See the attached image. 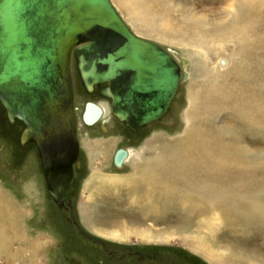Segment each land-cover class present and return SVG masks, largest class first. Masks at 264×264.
<instances>
[{
  "label": "rangeland",
  "instance_id": "rangeland-1",
  "mask_svg": "<svg viewBox=\"0 0 264 264\" xmlns=\"http://www.w3.org/2000/svg\"><path fill=\"white\" fill-rule=\"evenodd\" d=\"M109 1L134 35L168 50L179 64L181 59L187 60V66L182 72H186L190 78L187 76L179 84L170 110L159 122L130 132L112 115L110 100H106L100 93V88L107 87V84L95 86L92 92L86 90L72 56L70 73L79 149L72 177L56 188L60 195L55 193L56 189L48 191L46 180L48 176L52 183L59 168L54 170L51 165H47L50 170L47 175L35 145H21L19 136L24 126L19 122L8 123L0 105V219H7L4 222L3 239L0 238V264H217L214 260L225 264L234 261L264 264V239L260 236L261 231L256 228L259 223L254 225L250 219L245 222L237 215L239 211L235 207H227L220 214L187 218L176 210V191L170 196L172 200L168 201V194L164 198L162 193H170V190L159 183L148 181L139 192L135 189V195L127 196L121 203L119 198L130 191L131 186H134L133 179H140V175L133 174L135 170L128 165L120 168L113 163L117 151L123 150L129 154V151L135 152L143 147L137 155L140 157L134 163L147 167L152 158L159 154L160 144H170L185 136L192 108L188 101L189 95H200L212 90L215 86L213 84L222 74V83L225 80L240 79L241 75L235 74L236 70L245 67L244 64L258 54L262 58L254 63V67L264 68V0H168L164 11L160 9L166 4L161 5L160 1L157 8L142 7L145 18L142 22L135 19L134 15L137 14L126 12L117 2L119 0ZM152 12L158 15L152 18ZM261 20L262 23L259 22ZM254 30L259 31V34ZM220 32L223 33L218 34ZM249 36L262 40L263 46L255 51L249 50L248 53L242 41L251 44L253 37ZM196 51L205 55L209 65L216 66L220 61L219 67L209 77L200 80L197 79V72L203 71L202 65L196 58L188 57V54ZM248 71L246 75L254 74L253 69ZM260 74L264 81V72ZM258 88L260 91L255 89V93L259 96V110L262 113L258 117L259 122H256L260 130L258 133L248 130L237 132L232 127L234 118L226 110L223 112L227 113L219 112L220 115L211 121V129L216 133L230 129L234 134H240L243 156L249 161L259 160L257 167L259 170L263 167L264 170V84ZM88 103L100 106L106 112L105 119L93 126H86L82 122V113ZM244 103L246 106L247 101ZM240 113L245 118H251V114L244 113V110ZM232 167L230 165L232 171L239 168ZM228 168V165L223 168L224 174ZM211 169L216 170V167ZM262 174L260 176L264 178ZM232 176H236V172ZM172 179L178 182V178ZM101 183L106 186L102 187ZM148 190H155L168 201L167 206H162L161 213L158 214L150 206L151 210H146V214L139 211L143 196L146 195V205L147 200H153L148 197ZM55 195L59 197L57 200ZM173 204H176L175 207ZM109 211L117 212V225L111 229L88 226L82 218L83 212L99 218L102 212ZM262 216L264 218V214Z\"/></svg>",
  "mask_w": 264,
  "mask_h": 264
},
{
  "label": "water",
  "instance_id": "water-1",
  "mask_svg": "<svg viewBox=\"0 0 264 264\" xmlns=\"http://www.w3.org/2000/svg\"><path fill=\"white\" fill-rule=\"evenodd\" d=\"M72 56L86 90L107 84L101 95L131 130L168 111L180 77L170 52L134 35L109 0H0V104L54 170L78 150ZM86 105L93 123L101 109Z\"/></svg>",
  "mask_w": 264,
  "mask_h": 264
},
{
  "label": "bare ground",
  "instance_id": "bare-ground-1",
  "mask_svg": "<svg viewBox=\"0 0 264 264\" xmlns=\"http://www.w3.org/2000/svg\"><path fill=\"white\" fill-rule=\"evenodd\" d=\"M160 1H161V5H163L162 3L166 4V6L160 9V11L166 10L168 6V2H167L168 0H119L117 2L120 3L119 5L126 12L133 13V15L137 14V15H134L135 19L139 22H142L144 21L143 19H145L143 17L144 15L142 14V7H145V9H146V6H148L149 8L153 6L157 8L160 5ZM259 8H257L258 11H259ZM165 13L168 14L167 12ZM157 15H158L157 12H152L150 16L154 18ZM249 19L250 18H248L247 20ZM255 19H258V17ZM166 20L169 21V19H166ZM259 22L262 23L263 20ZM239 23H242V21H240ZM252 25H254L253 22H252ZM235 26L236 24H234V28ZM258 27H259V24H258ZM242 29L245 30L246 27ZM242 29H240L239 31H241ZM223 32H220L218 34H221ZM229 32L231 31L229 30ZM243 32H241V34ZM255 32L256 33L258 32L259 34V31L256 30ZM255 32H254V35L256 36ZM237 34L238 33H236L235 35L238 36ZM260 34L262 35V32ZM213 36L217 37L215 35ZM252 37L249 36V38H252ZM257 39L259 38L253 37V42L251 41L252 42L251 44L247 43L246 40L242 41L244 43V47L248 49V53H249V50L255 51L263 46V41L260 39L259 40ZM78 47H80V45L75 46L73 50L76 49L79 51L80 48ZM253 51H251L250 54ZM204 56L200 52L198 53V51L190 55L188 54L189 59L196 58L198 60V63L202 65L203 67L202 72L200 71L197 72L198 80L202 79L203 77L204 78L209 77L212 74V71L215 70V68L219 67L218 65L220 61H218V64H216V66L215 64L209 65L206 62ZM261 58L262 57L258 54L257 56H253L251 60H249V58L246 59V60H249L248 62L244 64L246 68L243 67L242 69H239V70L237 69L235 73V74L241 75L240 77L238 76L240 79H236L235 81L225 80V83H222L223 82L222 75H224L222 74L221 76L219 75L221 78L217 79L215 84H213L215 86L212 90L210 91L204 90L207 93L204 92V94H200V95L198 94L197 95L191 94V96L189 95L188 101H189V105L192 106V108L189 111V119L187 120L186 118L189 125L186 129L185 136L182 139L175 141L173 143H170V144L169 143L160 144L159 154L157 155L155 154L156 156L152 158L150 165H148L147 167L146 165L144 166L142 164L140 166H137V164L134 163V160L140 157L137 155L139 152H141V148L143 147H141L139 150L135 152L129 151V154H127L123 150H119L115 153L114 158H113V163H115L117 167L121 168L122 166L128 165L129 167H132L133 170H135L133 174L139 173L140 175L139 177L140 179H133L134 186H131L130 191H128L126 195L121 196V198H119V200H121V203L124 202L123 200H126L127 196L130 197V196L135 195V189H137V191L139 192V190H141V188H143V186L146 185L147 183L146 181H148L149 183L151 182H154L157 184L159 183L160 185H162V187L163 186L167 187L166 189L170 190V193H164V192L162 193L164 198L168 194L166 196V199L168 201L172 200L170 199V196L173 195V191H176L175 193L178 196L176 199L177 201L176 210L179 213H181L183 216L191 219L193 216L195 217V216L214 215L215 213L220 214L222 213L221 211H224L227 207L230 209L235 207L237 211H239L237 215L238 216L240 215L241 218L245 220V222L250 219L254 225L259 223L256 228H258L257 229L258 231H261L260 236L264 239V221H262V218H263L262 214H264V178L261 177L263 175L262 173H264V170H262L263 167L261 166L262 168L261 170H259V168L257 167V162L259 160L249 161L243 156L241 146H240V141H239L241 137L240 134H234L233 131H231L230 129L227 132H218V133L212 132V129H211L212 128L211 121H214L215 120L214 118L217 117V115H220L219 112L229 113L230 111L231 118H234V125L232 127L236 128L237 132H240L241 130L243 131L248 130V131H255L256 133H258L259 126L256 122L258 121V117L262 116V113H260V110H259V103H258L259 96L257 93H255V89L256 91L259 92L260 90L258 86L263 87L264 81L262 80L260 73L264 72V68H259L258 66L256 69L254 67V63L256 61L261 60ZM186 61L181 59L180 64L177 62L178 68H179L178 69L179 75H180L178 86L182 81L186 80L187 76L190 78V76L187 75L186 72H182V69H185V67L187 66L188 61L187 62ZM262 64H264V62H262ZM248 68L254 70L253 75H246V73L249 72ZM241 80H244L243 83H241ZM88 86H89L88 90L90 92H92L95 88V85L91 86L90 84H88ZM178 86H177V89H178ZM210 86L212 87V85ZM175 96H176V92H175ZM175 96L173 98V101L175 99ZM106 98L107 97H105V99ZM245 100L247 101L246 106L244 103ZM173 101L171 102L168 111L170 110ZM92 105L100 108V106H97L95 104H92ZM110 108H111L112 115H114L113 114L114 112L111 107V103H110ZM100 109L102 113L100 114V116L97 118L95 122L87 124V123H84L82 120L83 124L86 126H93L95 123L99 121H103V118L106 112L104 109L102 108ZM3 110L5 112V115L7 116V112L5 111L4 108ZM224 110H226L227 112L226 111L223 112ZM243 110H244V113H250L251 118H245L240 113ZM83 113H82V116H83ZM225 116L227 115L225 114ZM160 119L151 120L148 122L147 125L154 123V122H159ZM118 121L122 123L127 129H129L130 132L131 131L135 132L141 129V128L136 129L139 126L137 127V126L132 125V127L135 128V130H131L130 127H128L125 123H123L120 120ZM14 122H19L24 126V129L20 133V134H23L27 129L25 124L15 119L8 120V123L10 124H13ZM19 137H20V141H22L21 136ZM250 137L252 138L253 136H250ZM27 143H31V142L22 141L21 145H24ZM31 144H34L36 149L39 151L38 145L36 143H31ZM77 149H79L78 141H77ZM254 154H257V153H254ZM127 155L129 156V158H127ZM75 156L76 158L74 161L76 162L77 157H78V150ZM40 157L43 159L42 155ZM116 157H117V160H116ZM126 158L127 160L124 161V159ZM121 162L123 163L121 164ZM243 163H245L246 165H242ZM45 164H47V162H44V167L47 169V175H49L50 170L47 168V165L45 166ZM227 165L229 168H228L227 173L224 174L223 168ZM230 165L233 166L232 169L237 168L238 166L239 168L235 169V171H232L230 169ZM212 167H216V170L211 169ZM59 169L61 172H66V176H62L59 178L60 180H63V179L65 180L64 181L58 180L60 181V185H61L62 183H66L72 177L73 165H71V167H61ZM173 171H175L176 174ZM233 172H236V176H232ZM172 174H175V175L172 176ZM172 177L178 178V182L172 181L173 180ZM123 180H126V179H123ZM174 182H176L177 185ZM101 184H102L101 185L102 187L106 186L103 183ZM64 188L65 187H63V189ZM57 191L59 192V190ZM178 191H180V193ZM147 194H148V197L150 196L153 200H147L148 205H146V201H145L146 195L143 196L144 200L141 199L139 203V205H141V210L139 211H141V213L146 214V210H151L152 208L154 211H157L158 214L161 213L163 209L162 206H167L166 203L168 201L166 202V200L162 197V195H159L158 192H156L155 190H148ZM173 205L175 207L176 204H173ZM148 206H150L151 208H149ZM227 212L230 214L229 209H227ZM116 214L117 212L115 211H109V213L102 212V217L94 218V217H91L89 214H87V212L86 213L83 212L82 218H83L84 223L87 224L88 226L93 225L94 227H102L103 229H111L113 226L117 225V222L115 219ZM223 215L225 216V214ZM225 217L227 218V216ZM6 221L7 219L5 218L3 220L0 219V238L2 239L5 233L4 232L5 231L4 222ZM240 221H236V222L240 223ZM244 224L245 223L243 222V225ZM255 229L253 231H255ZM251 233L252 231L249 232V234ZM210 259H212V257ZM214 261L217 264H225L219 260L217 261L214 260ZM232 263L233 264H243V262H237V261H234ZM232 263H229V264H232Z\"/></svg>",
  "mask_w": 264,
  "mask_h": 264
},
{
  "label": "flooded vegetation",
  "instance_id": "flooded-vegetation-1",
  "mask_svg": "<svg viewBox=\"0 0 264 264\" xmlns=\"http://www.w3.org/2000/svg\"><path fill=\"white\" fill-rule=\"evenodd\" d=\"M56 175H57V177L53 181L54 184L53 183H50V180H49L48 176L46 178V180L48 182V186L47 187H49L48 190L50 192H53V190L56 189L60 185V181H58L57 179L60 178V177H62V176H66V172H61L60 170H58L57 173H56ZM60 189H62V188H60ZM57 190H59V189H56V192L55 193H57V195H60V194H58V191ZM55 197H56V195H55ZM57 198H59V197H56V200H57ZM132 264H134V263H132Z\"/></svg>",
  "mask_w": 264,
  "mask_h": 264
}]
</instances>
